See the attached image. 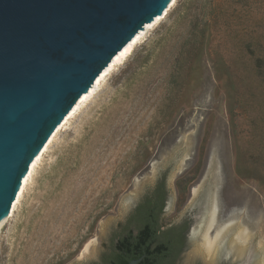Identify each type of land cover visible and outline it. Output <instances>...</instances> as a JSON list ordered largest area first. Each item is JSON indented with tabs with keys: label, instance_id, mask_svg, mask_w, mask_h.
I'll return each instance as SVG.
<instances>
[{
	"label": "rangeland",
	"instance_id": "374dc122",
	"mask_svg": "<svg viewBox=\"0 0 264 264\" xmlns=\"http://www.w3.org/2000/svg\"><path fill=\"white\" fill-rule=\"evenodd\" d=\"M159 182L163 228L188 224L176 264H207L190 229L213 193L209 235L233 222L252 237L212 264L264 259V0H176L53 139L0 229V264L100 263Z\"/></svg>",
	"mask_w": 264,
	"mask_h": 264
},
{
	"label": "water",
	"instance_id": "95a60500",
	"mask_svg": "<svg viewBox=\"0 0 264 264\" xmlns=\"http://www.w3.org/2000/svg\"><path fill=\"white\" fill-rule=\"evenodd\" d=\"M167 1L0 0V218L56 125Z\"/></svg>",
	"mask_w": 264,
	"mask_h": 264
},
{
	"label": "bare ground",
	"instance_id": "6f19581e",
	"mask_svg": "<svg viewBox=\"0 0 264 264\" xmlns=\"http://www.w3.org/2000/svg\"><path fill=\"white\" fill-rule=\"evenodd\" d=\"M175 2L176 0H168L162 11L154 16L152 20L143 25V27L131 38V40L116 55H114L109 64L96 77L93 84L78 98L76 103L72 106L64 118L56 125L42 147L35 153L30 164L28 165L27 171L22 176L9 211L0 218V229L6 222L7 218L16 209L19 201L25 193V190L37 165L41 160V157L48 150V147L56 135L62 129H64L68 122L79 112L81 107L87 103L88 99L92 97L104 79L110 74L111 70L114 67L120 65L130 55L134 47L143 39L148 31H150L156 24L160 22L161 19L165 17L168 10L173 7ZM196 193L197 190H194V194ZM216 208L217 207L213 193L210 197L209 208H207L205 215L201 218L197 229L193 231V238L195 240L194 253L202 257L207 264L213 263L219 250L224 245L227 246V254H236L237 256L243 255L245 250L247 251L250 239L252 237V234H250L241 224H235L233 222L224 225L218 231H216L213 236H210L209 233L215 225ZM259 247H263L262 242L259 243ZM87 254L88 246L83 249L81 257H85ZM257 264H264V259L261 258Z\"/></svg>",
	"mask_w": 264,
	"mask_h": 264
},
{
	"label": "trees",
	"instance_id": "16d2710c",
	"mask_svg": "<svg viewBox=\"0 0 264 264\" xmlns=\"http://www.w3.org/2000/svg\"><path fill=\"white\" fill-rule=\"evenodd\" d=\"M165 198L164 184L158 183L115 234L110 253L95 264H129L133 260L136 264H176L185 246L188 224L162 229Z\"/></svg>",
	"mask_w": 264,
	"mask_h": 264
},
{
	"label": "flooded vegetation",
	"instance_id": "af4514ba",
	"mask_svg": "<svg viewBox=\"0 0 264 264\" xmlns=\"http://www.w3.org/2000/svg\"><path fill=\"white\" fill-rule=\"evenodd\" d=\"M159 183H161V182H159ZM157 185H158V184H157ZM157 185H156V186H157ZM154 190H155V188L153 189L152 193L154 192ZM162 229H164V228L162 227ZM187 237H188V236L186 235V239H187Z\"/></svg>",
	"mask_w": 264,
	"mask_h": 264
}]
</instances>
